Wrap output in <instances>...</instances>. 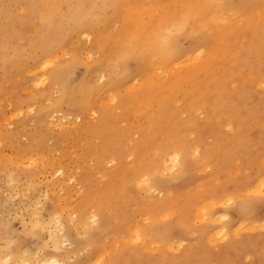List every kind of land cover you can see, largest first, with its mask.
<instances>
[{"label":"rangeland","instance_id":"rangeland-1","mask_svg":"<svg viewBox=\"0 0 264 264\" xmlns=\"http://www.w3.org/2000/svg\"><path fill=\"white\" fill-rule=\"evenodd\" d=\"M3 1L0 264L54 254L68 264H264V7L201 59L180 57V66L144 72L145 81L112 83L126 52L145 47L148 14L132 13L128 0H118L119 11L117 0H59V12L49 1ZM172 1L137 3L156 7V17ZM40 22L44 39L31 26ZM86 102L99 111L87 114ZM175 147L186 163L180 175L179 164L164 169ZM145 172L166 184L144 187ZM190 206L206 212L204 221L187 220ZM101 209L103 226L92 216ZM218 216L225 240L207 227ZM152 220L171 222L182 245L145 235Z\"/></svg>","mask_w":264,"mask_h":264},{"label":"bare ground","instance_id":"bare-ground-1","mask_svg":"<svg viewBox=\"0 0 264 264\" xmlns=\"http://www.w3.org/2000/svg\"><path fill=\"white\" fill-rule=\"evenodd\" d=\"M1 1H3V0H0V3H1ZM38 1H39L40 7H44V5H46L45 3L47 1H49L51 3V5H53V8L56 9V12H59V10L57 9V7L60 3L59 0H38ZM128 1L132 2V4H133V5H131V7H133V8H130L131 9L130 11H132V13H143L144 12V13L148 14V16H149L148 20H146V23H143L140 26L141 28H144V30L146 32L147 39L145 41V47L144 48H141L138 50H129L126 52V54L123 56V67H122L123 69H122L119 76H116L110 80L112 83L130 82L132 79L136 80L138 78L140 80L145 81L144 72H150L151 73L156 68L164 66V64L169 66L172 63L174 66H180L182 63V61L179 60L180 57H186L187 59H191L192 61H196L198 59H201L202 57H204L209 52V50H212L214 47L220 46L222 44L224 45L226 43L227 38L233 37L235 34L237 35L238 33L234 30L235 29L234 26L236 24H238V25L241 24V21L244 17H246L249 14H254L256 12H259L264 7V0H247L244 2H240V4H238V5H235L233 0H173L170 6L163 7L162 12L157 14L156 17H154V9L156 7L154 9L152 7L143 8L141 5H139L140 4L139 0H128ZM7 2H10V1L7 0ZM117 2L118 3H116V11H119V10H121V7L123 6V4H119L118 0H117ZM137 2H139V4ZM4 4H6V3H4ZM175 4H177V7H174ZM35 5H36V3L31 4V6L29 4L24 6L25 11H27L26 18L32 17V15H33L32 14V8ZM51 5H49V6H51ZM127 7H130V6H127ZM22 9H24V8H22ZM12 10H14V8ZM43 11L49 12L46 9H44ZM14 12L15 11H13V13ZM230 15H232V17H233L232 19H229L227 17ZM1 18H3V17L1 16ZM16 22H17V20H16ZM24 24H25V22H24ZM72 25H74L72 28V31L74 32V34H76L78 32V28L80 25L77 23V21H75ZM31 26H33V30H35L36 33H38L42 39H44L47 36V29H46L44 22H40V24H38V25L33 24ZM24 29H25V27H24ZM25 30H27V29H25ZM68 31H70V30H68ZM78 34H80V33H78ZM224 36H226V38ZM182 38H189L192 42V45H190L188 48H183L181 45V39ZM251 39H252L251 42H256L257 41L256 35L253 34L251 36ZM20 40H22V39L20 38ZM36 41H37V39H36ZM169 45L173 46V51L167 53L169 51L168 50ZM52 47H55V46L52 45L48 48L52 49ZM132 47H137V46H132ZM24 53H26V52H24ZM37 53H39V52H37ZM46 53L48 54V52H46ZM256 54H257V52H256ZM38 59H40V58H38ZM54 60L56 61V59H54ZM130 60H133L137 63L135 70H131V68L127 67L130 64L129 63ZM50 62L51 61H46L45 65L47 66V64H49ZM243 62H246L248 65L250 60L249 61L243 60ZM7 65H8V63H7ZM58 66L59 65H57V67ZM62 67L63 66H61V68ZM58 68H59V70L61 69L60 67H58ZM34 70H36V69H34ZM67 76H68V74H67ZM103 76L105 77L104 74H103ZM43 77H45V76H43ZM0 81H1V79H0ZM62 82H63V84H62V88H63L64 80ZM104 83L105 82H103V84ZM134 83H135V81H134ZM131 86H132V84H131ZM101 88L102 87H100V89ZM75 89L77 90V88H75ZM68 90H70L69 87H68ZM76 90H75V92H76ZM86 90H88V89H86ZM93 93H94V91H93ZM77 105L78 104H76V106ZM92 106H93L92 103L88 104L86 102L83 106V110L86 111L87 114H91L92 112H98L99 111L97 108L93 109ZM22 112H23V110H22ZM194 151L198 152V145H195ZM165 154H166V162H167L165 164V167H164L165 171H167V172L172 171L179 164L180 167L178 169L177 175H180L184 171L185 164H186L185 158L183 156V150L180 149L179 147L170 148V149H167ZM11 176H13V175H11ZM141 177L142 178H140L141 179L140 182H143L142 185L144 187H146L149 184V182L151 184H160L161 187H163L167 181L166 179H154V177L149 176L147 172L143 173V175H141ZM170 177L177 178L178 176H176L175 174H172ZM259 182L262 186L264 185V179H261ZM150 188L151 187H147L146 189H150ZM257 188H258V186H257ZM257 188L256 187H254L253 189L251 188V192L259 190ZM260 191H261V188H260ZM229 201H232V200H231V196L228 195L226 198H224V202L222 204H226L227 202L229 203ZM189 208H190V210H189V213L187 215V220H191L193 218L194 214H195V217H197L198 221L203 220L204 214H206L205 211L203 212L202 210H196L193 206H190ZM195 210H196V213H195ZM213 211L214 210L209 211L208 214L213 213ZM84 212H85V210H84ZM80 214H82V213H80ZM83 215L84 214H82V216ZM92 216L94 217L95 220H97L99 218V225L103 226V224L105 223V212L103 209L98 211V214H95L93 212ZM219 216L225 217L226 215L220 214ZM219 216L216 217L214 219L213 223H211L207 227L209 229V227L212 226V228L214 229L213 230L214 232L212 231L213 232L211 235L212 237H214V238L218 237V238H220V240H225L228 236V230L226 229V223L223 224L220 221ZM85 218H86V215H85ZM187 220H181L180 225H184L185 223H187ZM83 221H84V219H83ZM152 222H153L151 224L152 226L150 228H147L144 231L145 235H147L148 237L159 238V239L169 238L170 240H172V242H178L177 243L178 246L182 245V243L180 241V240H182V237L177 236L174 239L169 234L170 231L168 230V227H173V224L171 222L159 223L155 220H152ZM47 223H48V221H47ZM74 223H75V221H74ZM157 223L165 225V227L164 226L160 227L159 225H157ZM203 227H204V224H203ZM212 237H211V239H212ZM135 238H136V241H138L140 238V234L136 233ZM54 246H56V245H54ZM58 255L59 254H57V255L54 254L52 256H43L42 259H39L37 257H33L31 259L29 256V258H25L22 263L23 264H68L64 261L65 259H61V257H58ZM10 256H12V253L10 254ZM10 256L8 255L7 258L8 259L12 258ZM2 258L5 259L6 256H3ZM18 259H21V258L18 257ZM1 261H3V260H1ZM6 262H7V259H6Z\"/></svg>","mask_w":264,"mask_h":264}]
</instances>
